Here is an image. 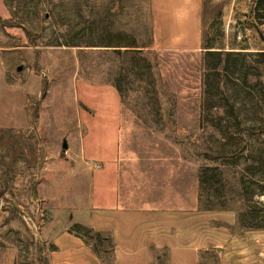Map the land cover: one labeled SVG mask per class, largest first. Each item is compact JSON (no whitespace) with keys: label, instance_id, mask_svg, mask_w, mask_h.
<instances>
[{"label":"rangeland","instance_id":"rangeland-1","mask_svg":"<svg viewBox=\"0 0 264 264\" xmlns=\"http://www.w3.org/2000/svg\"><path fill=\"white\" fill-rule=\"evenodd\" d=\"M201 3L189 51L150 0H0V264H114V204L196 217L177 264H264V0Z\"/></svg>","mask_w":264,"mask_h":264},{"label":"crops","instance_id":"crops-1","mask_svg":"<svg viewBox=\"0 0 264 264\" xmlns=\"http://www.w3.org/2000/svg\"><path fill=\"white\" fill-rule=\"evenodd\" d=\"M201 4V0H150L153 46L158 49H199L202 41ZM105 220L106 229L115 243L114 264H147L148 250L163 246L169 249L170 264H177L173 255L177 256L181 248L186 250L195 247L196 217L180 218L161 209L132 210L114 204L108 210ZM203 234L198 237L202 245L208 239ZM68 244L75 245L77 250L69 253L66 247ZM213 245L217 246V243ZM60 247L66 249L65 253L69 256L64 261L68 258L81 264H94L98 261L89 249L77 245L76 241L60 243ZM78 253L80 255L76 256ZM182 264L194 262L185 261Z\"/></svg>","mask_w":264,"mask_h":264}]
</instances>
